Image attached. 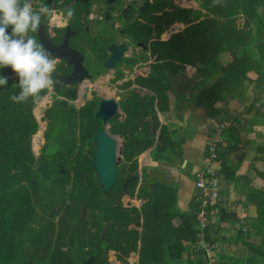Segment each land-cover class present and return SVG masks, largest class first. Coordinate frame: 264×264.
<instances>
[{"label": "trees", "instance_id": "obj_1", "mask_svg": "<svg viewBox=\"0 0 264 264\" xmlns=\"http://www.w3.org/2000/svg\"><path fill=\"white\" fill-rule=\"evenodd\" d=\"M62 1L34 4L67 9ZM133 7L127 13L136 10ZM145 13L150 23L140 21L129 29L124 25L150 48L151 56L138 59L148 73L140 80L139 73L131 76L141 81V88L131 89L121 102L125 118L115 113L108 120L111 132L122 135L124 144L115 180L105 193L92 168L93 135L104 124L95 116L97 106L76 108L63 101L45 108L46 96L36 106L31 100L15 104L9 97L18 93L13 87L18 81L10 68L0 69V75L9 77L8 85L0 87V264H264V186L251 185L247 174L235 175L231 162L241 151L239 157L256 169L254 176L264 179V144L256 132L254 138L247 135L254 124L264 125V0H201L198 7L192 0H153ZM30 35L40 41L38 32ZM153 56L168 58L169 63L153 68ZM165 74L171 78L166 82ZM173 76L198 79L183 98L201 107L206 121L220 116L222 107L234 99L252 107L248 119L238 107L225 109L230 123L216 125L214 137L209 127L203 129L207 141L201 166L187 174L193 191L188 211L178 208L175 187L148 177L156 166L139 165L144 152L167 167L180 156L182 137L161 123L159 114L174 110L183 93L174 88ZM251 85L249 98L246 90ZM255 92L263 97L254 98ZM71 130L78 131V138L68 136ZM31 142L33 148L40 144L38 155ZM254 144V154L238 148ZM219 176L225 183L234 178L248 183L247 199L256 206L255 216L240 221L228 238L239 240L249 255L238 254L240 249L234 255L215 252V244L226 236H212L210 227L234 224L239 215L235 191L225 190L224 200L220 186L210 185ZM199 180L204 187L196 185Z\"/></svg>", "mask_w": 264, "mask_h": 264}, {"label": "flooded vegetation", "instance_id": "obj_2", "mask_svg": "<svg viewBox=\"0 0 264 264\" xmlns=\"http://www.w3.org/2000/svg\"><path fill=\"white\" fill-rule=\"evenodd\" d=\"M144 1L145 0L62 1L66 8H74L76 15L71 19V21H69L67 24H64L63 26L51 24L49 19V21L45 22L48 25L43 23L42 26H46V33L51 42L55 45H59L63 41L64 35L68 33V46L63 48V50L66 52L74 51L75 56L77 57L81 55V64L83 65L84 69H79L75 72V75L80 78V81L60 88L66 96H61L59 94L61 92L59 91L60 89H57L55 91H53L52 89L50 91H46L44 93V96H47L51 91L53 94L50 97L47 96V101L45 99L43 106L47 105V107H49L54 104L67 101L74 107H76L77 103H81L82 106L93 103L98 108L101 103L107 102V99L109 97H112L117 102L119 108V101H117L119 99V96L122 98L123 95L125 101V97L131 89L141 88L139 84H135L132 87H129L128 85V82L130 79H132L131 76L134 74V72L136 71V73H138L137 69H135L133 65V63L135 62H133V60L137 57L151 56V51L150 48L143 43V41L136 39L132 34L125 31L124 25L126 24L125 22L120 21V19L118 18V14L120 16L124 15L125 18H127L126 12L131 7V4H133L136 10L132 12L133 15L137 17L139 15L138 12L142 13L139 10V7L144 3ZM148 1L149 7L153 0ZM148 7L146 8V10L148 9ZM60 9L56 10V15H58ZM117 10L118 13L116 15ZM86 12L87 16L85 18L84 14ZM98 14L101 15L98 16ZM135 16H133L132 19H134ZM56 17L59 18V16ZM61 20L64 22L63 17ZM105 21L108 24H105ZM110 24H112L114 31L111 33L102 32L101 42L97 41L94 38V31L105 30L109 27ZM135 24L137 23H133L131 27H135ZM66 25L70 26L71 31H67ZM48 29H53L54 33H48ZM78 35L79 37H76ZM88 37H90V40H85ZM120 44L124 45V48H122L121 52L119 53L120 60L116 61L113 67L105 66V62L113 53V50L110 48V46H118ZM66 65V62L63 59L58 60L56 71L53 73V75H56L53 76L55 82L63 75H67L72 71V66L69 64L68 66ZM84 70H86V73ZM139 75L141 74H138L137 76ZM71 92H74L75 94L73 97L70 96ZM44 96L41 100L44 99ZM121 114H124V111Z\"/></svg>", "mask_w": 264, "mask_h": 264}, {"label": "crops", "instance_id": "obj_3", "mask_svg": "<svg viewBox=\"0 0 264 264\" xmlns=\"http://www.w3.org/2000/svg\"><path fill=\"white\" fill-rule=\"evenodd\" d=\"M75 16V15H74ZM87 12L84 14V17L86 18ZM85 22V20H84ZM87 23V22H86ZM138 57L133 60V62H138ZM142 64V63H141ZM145 68V66L143 67ZM148 70V68H147ZM139 73V72H138ZM147 76V75H146ZM145 76V77H146ZM190 77H183L180 78L181 81H189ZM191 86V85H189ZM189 86L186 84H183L181 88L178 90L182 91L183 93L179 94L180 96L179 100L175 103L174 110H170L174 114V118L168 117L166 119V124L169 126L170 129H173L177 132V136L182 137L181 138V145L179 147L180 149V156L173 157L175 159L174 165L167 167V166H160V164L157 163V165H152L155 168L149 169L150 172L148 174L149 178H157L160 179L162 182L171 185L175 187L176 189V204L180 210L188 211L190 210L189 205V197L190 193L193 191L190 187V180L188 177V173H193L198 169L199 166H201L202 163V157L203 154V144L207 141V135L203 132L204 130H208L207 127V121L206 116L203 113V110L201 107L196 106L191 102V99L185 97V95L189 94ZM247 93V90H246ZM109 95V94H108ZM248 95V94H247ZM251 97V96H250ZM245 103V104H244ZM247 102H238L236 99H234L230 105L227 104L226 107H222L220 111L219 116V122H226L227 125L230 123L227 118L230 117V115H227L228 113H225V109L232 110L234 107L239 108V114H241L243 117L248 119L251 114L248 111L252 110V107L249 104H246ZM232 112V111H230ZM242 112V113H241ZM227 117V118H226ZM160 118H163L160 115ZM164 120V119H163ZM235 125H233L234 128L238 127L237 123L238 120L234 119ZM261 127L264 128V125L261 124H254L252 127V130L247 134L249 138H254L255 132L257 135V139L260 138L259 134H264V130H261ZM242 128V127H241ZM240 128L237 129L238 134L240 132H243V130ZM241 129V130H240ZM209 131V130H208ZM241 135V134H240ZM245 137V135H242ZM264 137H262L263 139ZM256 144V143H255ZM255 144L254 145H240L238 148L242 150H249V153L252 154L251 151L255 150ZM247 153V152H246ZM150 155L149 152L147 156ZM239 155H242L241 151L239 153H234L233 158L231 159V162L236 166L235 175L240 174H247L250 177L251 185L255 186L254 183L257 182L258 184H262L264 186V179L259 177L258 175L254 176V173L256 172V169L253 167V169L250 168L251 162H249L247 159H243L239 157ZM200 160V163L198 162ZM238 162V164H237ZM199 163V164H198ZM254 166H256L255 162ZM140 165V162H139ZM258 165V164H257ZM238 166V167H237ZM250 169V170H249ZM255 172H253V171ZM249 172V173H247ZM254 176V177H253ZM256 184V183H255ZM248 183L244 179H232L228 182H222L220 186V190L222 192L221 197H223L224 200H226L227 196L224 193L225 190L227 191H235L234 197H237L238 203H239V209L234 224L233 223H227L222 222L219 226L214 225L210 227V231L212 233V236H216L219 233L221 235L226 236V238H223L222 236L218 240L219 242L215 244V252L216 253H226L230 252V255H234V253L240 249L241 253L237 252L238 254L246 253V255H249L250 252L248 249L243 245L239 246V240L235 242L231 237L232 233H236L239 229L240 221L247 222L249 221L250 217H254V210L256 209V206L254 203H251L249 195H248ZM234 198V199H235ZM246 214V218L245 215ZM215 214H213V217ZM215 220V219H214ZM248 226V225H247ZM252 234V233H251ZM236 234H234L232 237H234Z\"/></svg>", "mask_w": 264, "mask_h": 264}, {"label": "clouds", "instance_id": "obj_4", "mask_svg": "<svg viewBox=\"0 0 264 264\" xmlns=\"http://www.w3.org/2000/svg\"><path fill=\"white\" fill-rule=\"evenodd\" d=\"M56 14L53 7L45 3L36 6L34 0H0V69L10 68L18 81L13 84V87L19 90L18 93L9 97L15 104L40 100L41 94L50 91L56 83L53 73L59 58L54 57L42 43L30 35L40 29L45 18L50 20ZM59 15L67 24L74 17L75 9L68 7ZM8 81V76L0 75V87L7 86ZM115 113H118L121 119L125 118V114L117 112V109ZM108 120L102 127L115 136L119 143L118 139L124 138L111 132L112 123ZM107 123H110V126H107Z\"/></svg>", "mask_w": 264, "mask_h": 264}, {"label": "water", "instance_id": "obj_5", "mask_svg": "<svg viewBox=\"0 0 264 264\" xmlns=\"http://www.w3.org/2000/svg\"><path fill=\"white\" fill-rule=\"evenodd\" d=\"M149 5V1L145 0L144 3L139 7V10L141 12L145 11L146 8ZM70 30V27L67 26V31ZM66 31V32H67ZM68 33L64 35L63 43H61L58 46L53 45L49 38H47L44 33L41 34V43L44 45V47L52 53V55H55V57H58L59 59H64L66 61V64L72 66V71L67 74L63 75L59 79L56 80V83L54 84L52 90L55 91L59 88H63L66 85L74 84L80 81V78H78L75 75L76 70L84 69L83 65L81 64L82 56L79 55L78 57L75 56L74 51H64L63 48L65 46V42H67ZM110 48L113 50L112 55L110 58L105 62V66L107 67H113L115 62L120 60V52L121 49L124 48L123 44H120L118 46L111 45ZM86 73V70H84ZM46 92V91H45ZM44 92V93H45ZM42 93V96L44 95ZM52 91L48 93V96L50 97L52 95ZM118 105L114 98L109 97L107 99V102L101 103L96 112L95 116L99 117L103 123H106L109 118H111L117 109ZM38 122H42V116L36 117ZM43 127V130H45V124H41ZM105 128V127H104ZM103 127H99L96 131V133L93 135V143L95 147V154L92 158V168L95 172V177L99 183V189L102 193H105L109 190L111 185L113 184L116 173H117V166L118 162L120 160V154L122 152V144L117 143L116 137L111 135L107 132L106 129ZM42 139V136H41ZM42 144V140L40 142ZM40 144L38 147V152H40ZM128 180L125 182L127 183ZM125 186V185H124ZM30 221H27V225H30ZM102 234H104V231H102ZM92 256L89 257L85 263H90L92 260Z\"/></svg>", "mask_w": 264, "mask_h": 264}, {"label": "rangeland", "instance_id": "obj_6", "mask_svg": "<svg viewBox=\"0 0 264 264\" xmlns=\"http://www.w3.org/2000/svg\"><path fill=\"white\" fill-rule=\"evenodd\" d=\"M192 3L194 4V5H196L197 7L198 6H200V3H201V0H192ZM127 9V8H126ZM125 9V10H126ZM63 10H65V9H60L59 10V13L60 12H62ZM125 10H123V11H125ZM137 12H138V10H137ZM146 12V11H145ZM145 12H142V13H140V12H138V16L136 17L135 15H133V12H131V11H129L128 13H127V18H125V16L124 15H122V16H120L119 14H118V18L120 19V21L121 22H125V24H126V26H125V29H129L130 27H131V25L133 24V23H140V21H147L148 23H150V16L147 14V13H145ZM59 13H58V15H56V16H59V18H57L56 16H53V17H51V19H50V23L51 24H54V25H59V26H63L65 23L61 20L62 19V17L59 15ZM101 13V12H100ZM117 13H118V10L116 11V15H117ZM101 14H98V16H100ZM129 15V16H128ZM133 16H135V18L134 19H132V17ZM140 16H142V18H140V19H138V17H140ZM105 18H106V16H105ZM47 21H49V20H47ZM46 21V22H47ZM43 23H45V22H43ZM42 23V24H43ZM46 25H48L47 23H45ZM105 24H108V23H106V21H105ZM46 26H42L41 25V27H40V29L37 31L38 32V38H39V43H41V39H40V37H41V34L42 33H44V35L47 37V38H49L48 37V35H47V33H46V28H45ZM131 28H134V27H131ZM114 31V28L112 27V24H110L109 25V27L108 28H106L105 30H95L94 31V38L97 40V41H99V42H101V33L103 32V33H111V32H113ZM47 32L48 33H50V34H53L54 33V31H53V29H48L47 30ZM78 32V31H77ZM84 34H86V33H84ZM76 37H79V35L78 36H76ZM50 40V39H49ZM64 40V39H63ZM85 40H87V41H89L90 40V37H88L87 39H85ZM50 42H51V40H50ZM52 43V42H51ZM61 43H63V41L61 42ZM60 43V44H61ZM53 44V43H52ZM59 44V45H60ZM53 45H55V44H53ZM65 47H67L68 46V44H67V42H65V44H63ZM44 46V45H43ZM55 46H58V45H55ZM154 46H159L158 45V42H156L155 41V43H154ZM147 54V53H146ZM54 57H55V55H53ZM139 59L141 58V57H138ZM63 59V58H62ZM59 60V59H58ZM64 60V59H63ZM65 61V60H64ZM66 62V61H65ZM146 62H147V60H146ZM152 63H153V68H158L159 66H163V65H165V64H167V63H169V61H168V58H167V60H164V58H160V57H156V56H153V60H152ZM133 65H134V67H135V69H137V71L139 72V74H141L139 77H137L136 79L137 80H140V79H142L143 77H145L146 75H147V67L144 65V64H141V63H137V62H134L133 63ZM145 66V68H143ZM137 73H136V71L134 72V74L132 75V77H134L135 75H136ZM126 77V76H125ZM177 77H174L173 76V83H174V88L175 89H177L178 90V88H181L182 86H183V84H186L187 86H189V85H194V83H195V81H198V79H190L189 78V81L188 82H186V81H181L180 79L178 80V79H176ZM164 79H165V82L166 81H168V80H170L171 78H170V75H168V74H165L164 75ZM135 84H141V81H136L135 79H130L129 80V87H132V86H134ZM190 86V87H191ZM178 87V88H177ZM252 90H254L253 89V87H252V85L251 86H249L248 88H247V94H248V96H249V98H250V96H252ZM59 91H61V89L59 90ZM61 96H66L64 93H63V91H61L60 93H59ZM108 95V94H107ZM44 96V95H43ZM48 96V95H47ZM47 96H46V101H47ZM253 96H254V98L256 97V96H258V97H260V99L263 97V94H260V93H258V92H255V93H253ZM45 97V96H44ZM41 100V99H40ZM40 100H38V101H36V103H35V106H36V104L40 101ZM79 101H81V100H79ZM117 101H119V108H118V112H120V113H122L123 111H122V109H121V107H120V102H122V101H124V98H123V95H122V98L119 96V99L117 100ZM193 104H194V101H191ZM249 102V101H248ZM257 101H255V103H256ZM247 104V103H246ZM256 105V104H255ZM34 106V108H33V110L36 108ZM82 105H81V103H77L76 104V108H80ZM45 108H47V105L45 106ZM44 108V109H45ZM44 109H43V111H42V116H43V113H44ZM159 114L163 117V118H160V120H161V123H165L166 122V119L165 118H168V117H171V118H174V114H173V112L172 111H167V112H162V111H159ZM250 114H251V112H250ZM249 114V115H250ZM35 115V114H34ZM36 116V115H35ZM37 117V116H36ZM244 117H245V115H244ZM164 119V120H163ZM169 119V118H168ZM219 116H217V115H211L210 117H209V119H208V123H207V125L209 126V135L211 136V137H214V136H216V133H217V131H218V129L216 128V125H219ZM245 119H247L246 117H245ZM44 123V122H43ZM167 123V122H166ZM226 123V122H225ZM45 124V123H44ZM227 124V123H226ZM107 126H110V123H107ZM41 127V123L39 124V128ZM43 130V129H42ZM261 130H264V128L263 127H261ZM36 135H37V133H35ZM174 134H175V136L177 135V132L174 130ZM41 136H42V141L44 140V137H43V131H42V133H41ZM68 136H70V137H74V138H78V131L76 130V131H74V130H71V132H69L68 133ZM264 136V134H262V133H260L259 134V137L261 138V139H259V141H260V143H263L264 144V138L262 139V137ZM33 137V136H32ZM119 140V143L120 144H122V148H123V144H124V139H118ZM41 142V141H40ZM75 144V143H74ZM31 145H32V149H33V151H34V153L36 154V155H38V153H40V152H38V146L36 147V148H33V144H32V142H31ZM54 149V145H53V147L51 148V150H53ZM252 152V154H254L255 153V151H251ZM147 154H148V152H144V153H142L140 156H139V162H140V168H147V167H150V166H152V165H156V163L158 162V161H154V160H152V158L150 157V155H148L147 156ZM210 164H212L213 165V162L211 161L210 162ZM214 167V169L215 168H217V166H213ZM61 171H62V169H61ZM140 173V172H139ZM140 180V179H139ZM137 182H138V180H137ZM213 182H215V183H213ZM222 182L224 183V180L222 179V176H219V177H217L216 178V180L215 181H211V184L210 185H216V186H221V184H222ZM124 187V186H123ZM218 191V189L216 188V189H214V191Z\"/></svg>", "mask_w": 264, "mask_h": 264}, {"label": "built area", "instance_id": "obj_7", "mask_svg": "<svg viewBox=\"0 0 264 264\" xmlns=\"http://www.w3.org/2000/svg\"><path fill=\"white\" fill-rule=\"evenodd\" d=\"M196 185H197L198 187H204V183H203L202 180H199V181L196 183ZM205 194H208V190L205 191ZM199 216L203 217V213L201 212V213L199 214Z\"/></svg>", "mask_w": 264, "mask_h": 264}]
</instances>
